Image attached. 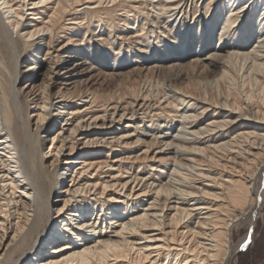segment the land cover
<instances>
[{
  "label": "bare ground",
  "instance_id": "obj_1",
  "mask_svg": "<svg viewBox=\"0 0 264 264\" xmlns=\"http://www.w3.org/2000/svg\"><path fill=\"white\" fill-rule=\"evenodd\" d=\"M263 176L264 0H0V264H235Z\"/></svg>",
  "mask_w": 264,
  "mask_h": 264
},
{
  "label": "rangeland",
  "instance_id": "obj_2",
  "mask_svg": "<svg viewBox=\"0 0 264 264\" xmlns=\"http://www.w3.org/2000/svg\"><path fill=\"white\" fill-rule=\"evenodd\" d=\"M22 69H24V67ZM92 82H90L92 87H99L98 81H94L93 84H91ZM24 84L25 82H21L19 86H23ZM21 96H23V94ZM263 185L264 176L262 187H264ZM251 228L252 227L250 226H243L240 228H233L231 231L233 245L237 244L246 232H251L250 241L239 251L235 264H264V195L260 215L258 216L252 231ZM10 262L9 264H12Z\"/></svg>",
  "mask_w": 264,
  "mask_h": 264
}]
</instances>
